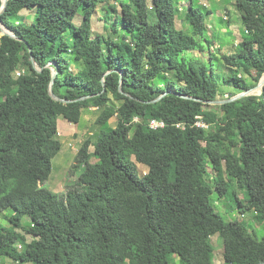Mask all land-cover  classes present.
<instances>
[{
    "label": "trees",
    "instance_id": "16d2710c",
    "mask_svg": "<svg viewBox=\"0 0 264 264\" xmlns=\"http://www.w3.org/2000/svg\"><path fill=\"white\" fill-rule=\"evenodd\" d=\"M234 1L246 33L238 50L223 55L233 72L225 82L237 89L227 98L264 75V0ZM2 6L0 0V19L18 38L0 26V215L13 210L8 224L0 222V260L214 264L212 237L219 235L224 262L264 264V234L252 225L264 224V90L218 109L207 103L221 95L220 76L186 56L203 47L199 38L208 28L194 2L185 14L192 34L177 26V0H8L1 12ZM24 9L33 12L30 22L18 19ZM100 10L104 33L95 32ZM52 67L54 92L67 102L49 92ZM92 107L101 110V130L77 154L75 166L85 164L77 184L60 195L44 186L63 147L59 118L79 124ZM199 115L209 129L196 125ZM113 119L116 126L108 127ZM152 119L166 125L153 129ZM214 192L234 195L242 217L253 213V222L226 220Z\"/></svg>",
    "mask_w": 264,
    "mask_h": 264
},
{
    "label": "rangeland",
    "instance_id": "374dc122",
    "mask_svg": "<svg viewBox=\"0 0 264 264\" xmlns=\"http://www.w3.org/2000/svg\"><path fill=\"white\" fill-rule=\"evenodd\" d=\"M111 2L115 0H110ZM194 2L196 7H199L206 19L208 28L204 38H199L203 43V47L191 50L186 53L188 58H197L205 63L209 67H213L216 73L220 76L219 91L220 94L218 99L223 100L230 96L231 92L237 91L233 82H225L233 75V72L225 64L223 55L231 54L238 50L239 43L244 39L246 29L242 23V12L234 0H177V5L179 8V14L177 19V26L180 29H184L185 32L192 34V26L187 24L185 21V14L189 8V4ZM105 14L103 11H98L95 18V32L104 33V20L102 15ZM33 18V12L24 9L20 14L19 18L30 22ZM210 41V42H209ZM246 81L252 84L251 78L244 75L240 71ZM168 79L175 80V75L171 74ZM162 79V78H161ZM260 89V91H258ZM262 88H257L254 92L256 94H261ZM212 108L218 109L216 105H211ZM100 110L95 107L86 108L83 111V115L79 124L70 123L63 116L59 118V137L63 142V147L60 152L53 158V170L50 178L44 186L50 188L52 191L58 194H65L70 187L77 184L81 173L85 170V164H81L76 167L77 154L82 147V145L87 141L96 140L101 126L97 125V117L99 116ZM117 124L116 119L111 120L108 123V127H115ZM94 150V146L91 147ZM97 160L93 157L92 162ZM140 174L145 172L146 167L138 164ZM209 173L212 171L210 163H208ZM209 176V175H208ZM212 175L208 177L210 184L213 183L211 180ZM238 189V188H237ZM239 196H242V190L238 189ZM213 198L216 200V206L220 213L226 220H244L249 225L253 222V213H247L242 217L238 209V201L234 195L225 194L221 197L218 196L216 192L213 194ZM13 210L8 209L4 214L0 215V222L8 224L9 221L5 216L12 215ZM23 224L29 226L31 224V219L25 217L23 219ZM258 235L261 237L264 234V224L256 226L252 224ZM23 234H26L23 228L18 229ZM28 240H32L33 237L29 234L26 235ZM212 241L215 246V257L214 264H228L224 262L223 252H224V240L221 236L215 235L212 237ZM1 264H12L9 260L1 257ZM18 264V263H15Z\"/></svg>",
    "mask_w": 264,
    "mask_h": 264
},
{
    "label": "water",
    "instance_id": "95a60500",
    "mask_svg": "<svg viewBox=\"0 0 264 264\" xmlns=\"http://www.w3.org/2000/svg\"><path fill=\"white\" fill-rule=\"evenodd\" d=\"M7 3H8V0H3V6H2V9H1V12H3L5 9H6V6H7ZM0 26L2 28V34H8L12 37H15V38H18L17 34L9 27H7L0 19ZM35 67L39 70H42V68L38 65V63L35 61V58L34 56L31 57ZM53 69V77H52V81H51V84H50V88H49V92L50 94L57 100H64V101H68L66 99H61L58 95L55 94L54 92V83H55V80H56V76L58 74V70L54 67H52ZM257 88H262V90H264V75L261 79V81L259 82L258 85H256L255 87L247 90V91H243L241 93H238L230 98H226V99H223V100H220V99H217V100H213V101H207V103L209 104H213V105H219V104H222V103H225V102H231V101H234V100H237V99H240L244 96H247V95H251V94H256L254 91L257 89ZM263 92V91H262ZM261 92V94H262ZM259 95V94H258ZM163 95H161L160 97H158L156 100L160 99ZM87 97H90V96H85L83 97L82 99H85Z\"/></svg>",
    "mask_w": 264,
    "mask_h": 264
},
{
    "label": "built area",
    "instance_id": "2783aa9c",
    "mask_svg": "<svg viewBox=\"0 0 264 264\" xmlns=\"http://www.w3.org/2000/svg\"><path fill=\"white\" fill-rule=\"evenodd\" d=\"M22 72L21 71H17L16 75H20ZM135 121H139V118L136 117ZM150 127L153 129H157L160 127H164L166 125V123L163 120H158V119H152L149 123ZM178 126H182L184 128V125H182L181 123L177 124ZM196 125L199 127H203V128H210V125L208 123H206L203 120V117L201 115L197 116V121H196Z\"/></svg>",
    "mask_w": 264,
    "mask_h": 264
},
{
    "label": "crops",
    "instance_id": "0c3cea01",
    "mask_svg": "<svg viewBox=\"0 0 264 264\" xmlns=\"http://www.w3.org/2000/svg\"><path fill=\"white\" fill-rule=\"evenodd\" d=\"M96 109H99V107H95ZM100 110V109H99ZM101 111V110H100Z\"/></svg>",
    "mask_w": 264,
    "mask_h": 264
}]
</instances>
